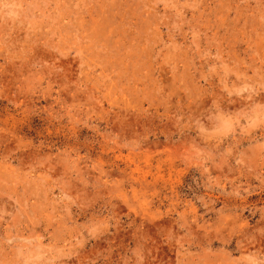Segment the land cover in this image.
I'll return each mask as SVG.
<instances>
[{
    "label": "rangeland",
    "instance_id": "1",
    "mask_svg": "<svg viewBox=\"0 0 264 264\" xmlns=\"http://www.w3.org/2000/svg\"><path fill=\"white\" fill-rule=\"evenodd\" d=\"M0 264H264V0H0Z\"/></svg>",
    "mask_w": 264,
    "mask_h": 264
},
{
    "label": "bare ground",
    "instance_id": "2",
    "mask_svg": "<svg viewBox=\"0 0 264 264\" xmlns=\"http://www.w3.org/2000/svg\"><path fill=\"white\" fill-rule=\"evenodd\" d=\"M260 99V98H259ZM263 99V98H262Z\"/></svg>",
    "mask_w": 264,
    "mask_h": 264
}]
</instances>
